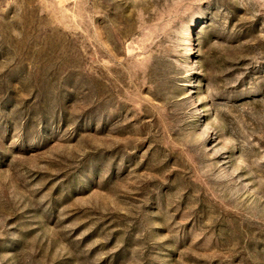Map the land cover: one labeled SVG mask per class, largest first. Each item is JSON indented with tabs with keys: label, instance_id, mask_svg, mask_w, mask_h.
I'll return each mask as SVG.
<instances>
[{
	"label": "rangeland",
	"instance_id": "1",
	"mask_svg": "<svg viewBox=\"0 0 264 264\" xmlns=\"http://www.w3.org/2000/svg\"><path fill=\"white\" fill-rule=\"evenodd\" d=\"M0 264H264V0H0Z\"/></svg>",
	"mask_w": 264,
	"mask_h": 264
}]
</instances>
